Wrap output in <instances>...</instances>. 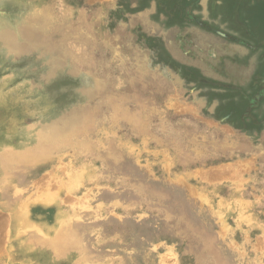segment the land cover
<instances>
[{
  "label": "rangeland",
  "instance_id": "obj_1",
  "mask_svg": "<svg viewBox=\"0 0 264 264\" xmlns=\"http://www.w3.org/2000/svg\"><path fill=\"white\" fill-rule=\"evenodd\" d=\"M0 264H264V0H0Z\"/></svg>",
  "mask_w": 264,
  "mask_h": 264
},
{
  "label": "bare ground",
  "instance_id": "obj_2",
  "mask_svg": "<svg viewBox=\"0 0 264 264\" xmlns=\"http://www.w3.org/2000/svg\"><path fill=\"white\" fill-rule=\"evenodd\" d=\"M13 2H18V0H10ZM39 13H33L31 14L27 20L26 23L21 27V33L19 34V36L21 38H23L24 40L28 41V42H34L37 43L39 45H43V43L37 39L36 34H38L39 32H43L44 30L49 28V23L46 22L43 18H42V12L44 11L42 8H38ZM5 37H9L10 40L12 39V37L14 36H7V35H2V38ZM16 41H14L13 43L15 44ZM16 44H19V41L16 42ZM46 45V44H44ZM40 47V46H39ZM59 243V241H58Z\"/></svg>",
  "mask_w": 264,
  "mask_h": 264
}]
</instances>
